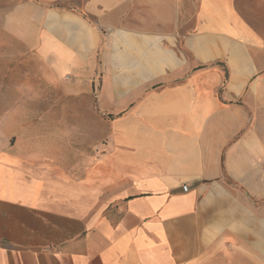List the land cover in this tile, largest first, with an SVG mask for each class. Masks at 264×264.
I'll return each mask as SVG.
<instances>
[{
	"label": "crops",
	"instance_id": "0c3cea01",
	"mask_svg": "<svg viewBox=\"0 0 264 264\" xmlns=\"http://www.w3.org/2000/svg\"><path fill=\"white\" fill-rule=\"evenodd\" d=\"M187 5L0 11L46 97L1 119L0 264H264V34L236 0L182 34Z\"/></svg>",
	"mask_w": 264,
	"mask_h": 264
},
{
	"label": "rangeland",
	"instance_id": "374dc122",
	"mask_svg": "<svg viewBox=\"0 0 264 264\" xmlns=\"http://www.w3.org/2000/svg\"><path fill=\"white\" fill-rule=\"evenodd\" d=\"M19 1L21 0H0V11L10 9ZM236 3L243 18H246L259 33L264 34V2L262 0H236ZM59 5L66 7L63 3ZM197 9L198 0H191L190 6H183L180 9L178 16L180 33L183 34L194 29ZM21 53L24 54V50L15 39L0 36V124L5 115L21 109L19 114L23 118H27L30 116L31 106L46 103V97L36 96V89H34L33 95L22 92V90L30 89L31 86L38 87V84L22 78L24 72L30 73L32 66L29 69L27 63L20 61L21 57L24 56ZM253 202L256 205L264 204V199L262 201L253 200Z\"/></svg>",
	"mask_w": 264,
	"mask_h": 264
},
{
	"label": "built area",
	"instance_id": "2783aa9c",
	"mask_svg": "<svg viewBox=\"0 0 264 264\" xmlns=\"http://www.w3.org/2000/svg\"><path fill=\"white\" fill-rule=\"evenodd\" d=\"M182 189H183L184 191H187L186 187H183Z\"/></svg>",
	"mask_w": 264,
	"mask_h": 264
}]
</instances>
